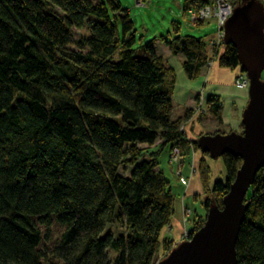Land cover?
<instances>
[{
  "label": "trees",
  "instance_id": "trees-1",
  "mask_svg": "<svg viewBox=\"0 0 264 264\" xmlns=\"http://www.w3.org/2000/svg\"><path fill=\"white\" fill-rule=\"evenodd\" d=\"M165 51L189 79L213 60L241 71L231 44L214 58L192 34L138 40L117 0H0V264H154L172 248L159 155L178 146L184 165L198 147L182 128L193 108L172 114ZM206 103L220 119V97ZM205 157L199 175L221 206L241 159L221 155L224 176L211 180ZM245 201L237 264H264V166Z\"/></svg>",
  "mask_w": 264,
  "mask_h": 264
},
{
  "label": "water",
  "instance_id": "water-1",
  "mask_svg": "<svg viewBox=\"0 0 264 264\" xmlns=\"http://www.w3.org/2000/svg\"><path fill=\"white\" fill-rule=\"evenodd\" d=\"M223 43L236 49L239 68L248 77L241 132L202 133L197 147L210 158L230 153L241 159L221 206L210 203L205 221L190 238L175 245L156 264H237L235 250L248 203L245 195L264 166V6L244 0L233 7L223 25Z\"/></svg>",
  "mask_w": 264,
  "mask_h": 264
},
{
  "label": "rangeland",
  "instance_id": "rangeland-1",
  "mask_svg": "<svg viewBox=\"0 0 264 264\" xmlns=\"http://www.w3.org/2000/svg\"><path fill=\"white\" fill-rule=\"evenodd\" d=\"M94 1H100V0H94ZM117 1L120 3L122 8L127 10L131 20L133 21L136 37L138 40L139 38H141L142 42H147L154 38L169 40L172 37H174L176 34H192L197 37H202V39L206 42V49L209 55L214 56L215 58V55L212 54L213 51H215V53L217 54L220 51V46H221L220 44H217L214 47H210L208 41L210 37L214 36V33L216 31V23L214 20H210L209 23H202V25L199 24L192 25V23L189 21L188 9L194 6L195 3L194 0H117ZM166 57L168 60V56ZM177 57L178 56H176L175 58L177 59V61H179V58ZM175 58L173 59V61L175 60ZM242 72L244 71H240L239 73ZM237 75H235L234 77L233 85L237 89L246 90V96H247V88H238L235 85V80L237 78L236 77ZM176 77L177 75L175 71V78ZM261 78L264 80V70L261 73ZM202 100L203 103L201 104ZM245 104L246 102L241 107V105L238 106L235 105V103H233L231 106V110H229L228 113L233 117V119H236L237 117L240 118L238 121H236L237 125L233 124L232 122L226 123L223 119L225 116H227L226 115L227 113L225 112L223 107L220 110V119H219L218 116L209 109L208 104L204 102V97H202V94L199 93L197 95V98L195 99L192 114L199 113V115H201L202 119H200L199 121L200 123H202L201 125L203 127L201 126L202 128L198 131L197 129L194 130L191 129V133L189 135H193V137L197 139L199 134L214 133L217 130L219 132H229L231 130L241 132L243 128L241 124V112ZM237 112L238 113L240 112V115L237 114ZM176 113H177V106H175V109L172 108L173 116H176ZM186 122L187 121H185V123L182 126V128L185 130H186L185 128ZM176 148L178 153H180L181 149L178 146ZM174 151H175L174 149H171L169 150L168 153L167 147L162 150L158 159L159 167L160 169L163 170L165 176L170 180L172 191L175 195L174 212L172 215V219L181 218V214H182L183 224H189L190 228L187 227L183 229L179 240L175 241L174 239L170 238V240L173 242L172 248L182 240L190 238L191 234H189L188 232L189 230L192 229L194 220L199 221L201 219L203 221L201 225H203L207 213V207L204 206L203 201L205 198H207L209 199V202L215 203L216 201L215 199L217 196L216 193L211 190V187H209L211 186L212 182L209 183L207 187L205 188L203 187L198 170V160L200 158L201 151L199 149L197 151L191 150L188 155L189 162H185L184 165H181L180 162L170 160L171 155H174L172 154V152ZM178 156L180 157V154ZM205 160L210 167L211 180H214L219 176L220 177L224 176V166L220 156L217 158L205 157ZM120 171L123 172L124 174L129 173L128 169L127 170L121 169ZM182 178L186 180L185 183H182ZM110 227L114 228V226H110ZM168 252L161 249L159 251L158 258L154 264H156L159 260L164 258Z\"/></svg>",
  "mask_w": 264,
  "mask_h": 264
},
{
  "label": "crops",
  "instance_id": "crops-1",
  "mask_svg": "<svg viewBox=\"0 0 264 264\" xmlns=\"http://www.w3.org/2000/svg\"><path fill=\"white\" fill-rule=\"evenodd\" d=\"M163 56L167 65L175 69L177 75L172 93V108L175 109V106H177L176 116L181 115L185 108H194L195 99L199 93L204 97V102H206L205 100L208 94L214 93L220 97L223 109L227 113V116H225L223 120L226 123L232 122L236 124V121H238L240 117H234L236 119H233L228 111L231 110L233 103L238 106L241 105L242 107L247 101L246 90L237 89L233 85L234 77L237 72L236 69L230 70L227 67H222L218 64L217 60H213L202 68L198 77L189 79L182 69L181 55H172L168 51H165ZM166 56H168V60ZM176 56H178L177 58H179V61L175 58ZM174 58L175 60L173 61ZM202 103L203 100L201 101V104ZM237 114L240 115V112H237ZM200 119H202L201 115L196 113L192 114L190 119L186 120V130H184L187 137L193 139V135H189L191 129H197L198 131L203 127L201 125L202 123L199 121ZM187 227L190 228V225L183 224L181 214V218L171 219L170 224L163 228L161 235L177 241L183 229Z\"/></svg>",
  "mask_w": 264,
  "mask_h": 264
},
{
  "label": "built area",
  "instance_id": "built-area-1",
  "mask_svg": "<svg viewBox=\"0 0 264 264\" xmlns=\"http://www.w3.org/2000/svg\"><path fill=\"white\" fill-rule=\"evenodd\" d=\"M206 2L201 6H194L188 9L189 21L192 25H197L199 23H209L210 20H214L216 23V31L213 37L208 39L210 47H214L217 44L222 45L223 43V25L227 18L231 15L233 10V5L229 0H205ZM235 85L238 88H247L249 84L248 77L244 72L239 73L236 76ZM175 151L172 152L171 160L178 162V151L177 148H173ZM186 180L182 178V183Z\"/></svg>",
  "mask_w": 264,
  "mask_h": 264
}]
</instances>
